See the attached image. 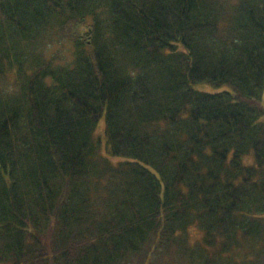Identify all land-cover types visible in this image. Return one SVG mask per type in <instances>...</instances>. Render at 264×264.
Returning a JSON list of instances; mask_svg holds the SVG:
<instances>
[{
    "label": "trees",
    "instance_id": "1",
    "mask_svg": "<svg viewBox=\"0 0 264 264\" xmlns=\"http://www.w3.org/2000/svg\"><path fill=\"white\" fill-rule=\"evenodd\" d=\"M173 248L264 264V0H0V264Z\"/></svg>",
    "mask_w": 264,
    "mask_h": 264
},
{
    "label": "rangeland",
    "instance_id": "2",
    "mask_svg": "<svg viewBox=\"0 0 264 264\" xmlns=\"http://www.w3.org/2000/svg\"><path fill=\"white\" fill-rule=\"evenodd\" d=\"M62 46H64V44H62ZM48 47L49 45H47L46 47H43L42 50L43 52H48ZM197 88L202 89V90H207V91H215L216 88H214L212 85L210 84H203V85H199ZM97 135L100 138H104L105 137V121L102 120L98 126L97 129ZM104 140L102 141V144L104 145ZM114 162H118L119 159H115L113 160ZM193 239H195V237H193ZM193 241V240H192ZM175 248V247H174ZM168 249L165 252H158V255L155 253H151L148 257H145L143 255H140L139 257L137 256L132 264H178L177 262L173 261V256L176 253V249Z\"/></svg>",
    "mask_w": 264,
    "mask_h": 264
}]
</instances>
